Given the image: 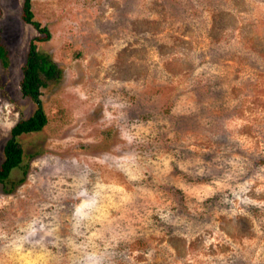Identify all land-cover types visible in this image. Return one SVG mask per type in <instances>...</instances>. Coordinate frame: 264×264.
<instances>
[{
  "label": "rangeland",
  "instance_id": "1",
  "mask_svg": "<svg viewBox=\"0 0 264 264\" xmlns=\"http://www.w3.org/2000/svg\"><path fill=\"white\" fill-rule=\"evenodd\" d=\"M0 0V166L31 43L62 69L0 182V264H264V0Z\"/></svg>",
  "mask_w": 264,
  "mask_h": 264
},
{
  "label": "trees",
  "instance_id": "2",
  "mask_svg": "<svg viewBox=\"0 0 264 264\" xmlns=\"http://www.w3.org/2000/svg\"><path fill=\"white\" fill-rule=\"evenodd\" d=\"M24 20L33 24L45 37H38L39 40L50 38V32L46 26H42L39 21L34 19L31 7V0L23 1ZM1 40V35H0ZM0 60L5 67H9L11 58L6 44L0 41ZM62 69L54 61L50 54L41 51L35 43H31L28 57L23 68L22 92L29 96L36 104L37 108L30 116L18 120L11 129V135L4 145V160L0 166V182H5L10 171L20 166L25 159L24 148L22 147L19 136L23 133L40 131L47 123V116L43 109L41 88L49 82L60 79Z\"/></svg>",
  "mask_w": 264,
  "mask_h": 264
}]
</instances>
